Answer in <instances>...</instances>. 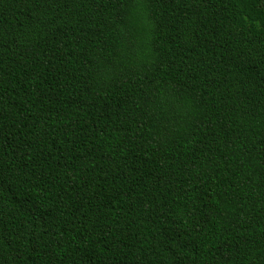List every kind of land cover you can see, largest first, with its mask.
Returning a JSON list of instances; mask_svg holds the SVG:
<instances>
[{
  "label": "trees",
  "instance_id": "trees-1",
  "mask_svg": "<svg viewBox=\"0 0 264 264\" xmlns=\"http://www.w3.org/2000/svg\"><path fill=\"white\" fill-rule=\"evenodd\" d=\"M0 264H264V0H0Z\"/></svg>",
  "mask_w": 264,
  "mask_h": 264
}]
</instances>
